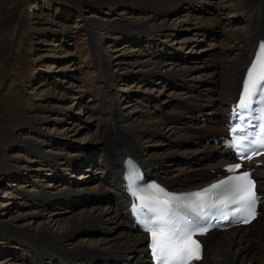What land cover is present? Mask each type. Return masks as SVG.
<instances>
[{"label":"rangeland","instance_id":"374dc122","mask_svg":"<svg viewBox=\"0 0 264 264\" xmlns=\"http://www.w3.org/2000/svg\"><path fill=\"white\" fill-rule=\"evenodd\" d=\"M141 1L152 3L159 0H0V225L6 223L15 228L1 233L0 247L10 248H0V264H27L25 257L30 254L28 246L19 242L22 239L13 230L20 225L36 224L37 227H42L45 222L53 225L43 215L45 212H42L47 206L44 203L37 205L38 202L31 204L28 201L30 195L36 190L35 187L50 194L56 189L70 186L67 180L62 179V175L58 179L51 178L52 175L55 172L54 176L62 174L67 164H64L65 158L69 160L74 151L92 148L87 140L100 141L104 138L108 134L112 115H124V123L127 120L149 122L148 113L155 118L165 112L166 106L169 110H176V106L172 108L170 103L155 108L156 98H159L157 91L162 90L159 73L165 68L161 67L157 73L149 74L145 65L159 57L168 68L167 64L178 58L182 59V63L188 64L190 61L187 59L190 57L194 59L190 66H199L203 61L206 64L201 71L211 74L214 65L221 64L213 62L216 57L231 59L238 54L235 50L221 49L226 41L233 45L236 41L234 38L226 40L227 36L221 33L220 28H227L233 23L234 27L245 29L248 23L241 24L238 18L235 19L228 13L225 17L221 14L217 18L218 25L214 22L206 23V18L212 16L213 11L200 0L195 11L190 12L205 21L199 28H195L201 33L200 40L195 41L193 33L189 32L186 37L194 40L181 49V35L176 36L180 33L175 30L178 28H173L165 32V36H174H170L168 41L169 49L157 52L156 48L160 46L153 43L160 37L158 32L153 33L155 41L149 42L146 35L138 37L125 28V25L135 26L150 14L151 5L142 6ZM212 1L215 5L221 2ZM106 22H115L120 29L106 30L103 28V23ZM88 31L93 36L88 37ZM139 46L141 53L137 55L133 50ZM172 55L180 57L168 58ZM101 57L108 64L103 66ZM107 66L111 74L108 78H103L102 74ZM203 82L207 84L204 88L208 89L207 78ZM180 85L181 83L177 85L176 82L167 83L164 88L166 94L161 93V100H167V93L172 91L178 98L190 94L191 91L185 93V89H178ZM190 88L194 89L191 86ZM30 98L34 99L32 104L28 103ZM206 112L208 107H205L204 113ZM204 113L201 117L202 123H211L209 120L213 116ZM81 118L87 120L77 122ZM185 122L186 125L182 120L167 123L162 129L163 132L161 131L164 134L161 137L149 139L145 136L141 140L139 153L145 152L146 158H158L160 164L157 168L161 170L170 171L178 166L191 168V163H186L185 160H192L190 151L199 148L200 140L184 136L188 133L185 128L187 125L197 127L198 124L196 120ZM168 129L171 135L165 133ZM70 134L72 137L67 138ZM65 138L69 141H64ZM52 140L59 141L61 146L53 150ZM185 140L194 143L182 142ZM30 143L41 149L39 154L31 149ZM171 143L174 144L171 146ZM48 154L54 160L48 158ZM176 157L179 159H175ZM77 165L71 167L73 173L68 176L75 182L76 177L82 174L81 171L76 173ZM7 166L11 167L10 172L5 170ZM99 167L101 166L92 168L95 173L93 177H98L97 180L88 182L93 187L106 186L102 180L105 178L103 174L96 173L103 171ZM85 182L86 180H81L76 185L84 186ZM53 184H61V187L57 185V188H53ZM31 185L35 187L31 188ZM72 188L75 189L74 186L69 189ZM106 197L105 193L102 196H92L93 199ZM76 199H72L73 207L82 203ZM93 199L83 200L88 201V207L94 202H102ZM33 210H39L40 215L35 218L27 216ZM60 211L55 216H67L70 209L62 207ZM23 216L25 217L22 218ZM99 228L104 233H114L106 224ZM84 234L86 232H82V238H85ZM93 234L96 236L93 238H101V233L96 230ZM252 249L256 251L255 246ZM256 263L257 260L253 258L251 264Z\"/></svg>","mask_w":264,"mask_h":264},{"label":"bare ground","instance_id":"6f19581e","mask_svg":"<svg viewBox=\"0 0 264 264\" xmlns=\"http://www.w3.org/2000/svg\"><path fill=\"white\" fill-rule=\"evenodd\" d=\"M198 1L159 0L152 3L141 1L140 4L142 6L151 5L150 14L135 26L125 25V28L138 37L146 35L149 38V42L155 41L153 33L158 32L160 34L159 39H163L160 42H158V39L153 45L159 44L160 48H156L157 52H164L169 49L168 41L170 36L174 37L173 34L165 36V32L178 28L175 30L180 34H176V36L181 35V49H183L194 40H192V37H186L187 33L192 32L196 39L195 41H199L201 33L195 29L196 27L199 28L205 21H208L206 23L214 22L215 25H218L217 18L221 14L225 17L228 13L235 19L238 18L241 24L242 22L248 23L245 29L236 28L233 23L229 24L227 28H220L221 33L227 36L225 37L226 40L227 38H234V41H236L235 45L229 43L230 41H226L221 49L226 51L235 50L238 51V54L231 59L216 57L213 62H221V66L218 63L219 66L214 65L215 68L211 74H205L203 70L201 71L206 64L203 61L199 66H190V63L194 62V59L190 57L187 59V61H190L188 62L189 65L182 63V59L179 60L178 58L171 64H167L169 65L168 68H166L167 66L163 59L159 57L149 63L145 62L148 63L144 67L149 74L157 73L156 71L161 67L165 68L159 73V82L162 83V90L157 91L159 98H156L157 104L155 108H158L157 106L159 105L163 106L166 103H170V107L174 108L176 106V110H169L166 106L165 112L158 114L155 118L151 116V113H148L149 122L145 120L137 122L127 120L124 123V115H112L111 123L107 129L108 134L104 138L100 139V141L87 140L92 145V148L85 151H74L73 154L71 153L72 156L69 160L67 157L65 158L64 164L67 163L68 165L66 164L64 171H60L62 174L54 176L56 172L52 173L53 177L51 178L58 179L62 175V179L67 180L70 186H65L62 189H56L52 193L46 194L42 191V188L31 185V188L35 187L36 190L30 195L31 197L28 201L31 204L38 202L37 205L44 203L47 209L42 210V212H45L43 215L47 216L46 218L53 225L46 222L42 227H37L36 224L20 225L16 230H13L22 239L19 242L28 246L30 254L25 257L27 264H123V262L125 264H148L147 239L130 217V196L125 191L122 174L118 166L125 155L135 158L150 177L156 176L155 178L162 184L178 190L198 189L208 184L216 179L214 175L222 173L221 167L224 164L230 163L228 162L231 159L230 149L222 144L223 138L226 137L225 124L231 102L241 91L244 73L253 56L256 44L258 40L264 39V0H221L216 5L213 4L214 1L212 0H200L213 11V15L208 16L205 21L198 16L195 17L190 14L191 10L195 11ZM184 12L186 13L184 14ZM103 24V28L106 30L118 31L120 29L116 27L115 22ZM87 36L93 35L88 31ZM115 50L119 51L118 48ZM133 51L138 55L141 53V47L139 46L138 49ZM176 56L179 55H172L168 58L174 59ZM100 61L103 66L108 64V61L102 57ZM194 64L197 63L195 62ZM105 70L102 77L108 78L111 74L108 71V66L105 67ZM206 78L209 81L208 89L204 88L207 85L203 82ZM169 82H176L177 85L181 83L177 88L185 89L183 90L184 92L186 91L185 93L191 91L190 94L178 98L177 94L172 91L167 93V100H161V93L166 94L164 88ZM190 86L194 88L193 90H196L195 93H193ZM197 93L205 96L202 97V95L200 96ZM29 102L32 104L34 99L30 98ZM205 107H208V112L206 113H204ZM186 109L187 111H185ZM203 113L213 116L209 120L211 123L206 121L202 123L201 117L204 116L202 115ZM85 120L87 119L81 118L77 122L82 123ZM175 120H182L185 125L187 124L185 121L196 120L198 126L187 125L185 129L188 133H185L184 136L197 138L200 140V146L196 150L190 151L193 155L192 160H185L186 163L187 161L191 163V168L178 166V168L176 167L170 171L161 170L157 168L158 164H160L158 158H146L145 152L139 153L142 147L141 140L145 136L149 139L155 136H163L162 129L167 126V123L171 124ZM75 126H77V123H75ZM169 130L165 133L171 135ZM70 137H72V134L67 136V138ZM64 141L68 142L69 140L65 138ZM182 142L190 143L191 140ZM193 143L191 142V144ZM173 144L171 143V146ZM29 146L38 154L40 153L41 149L37 145L30 143ZM52 146L54 150L59 148L61 144L59 141L55 142V140H52ZM84 155L86 156L83 158ZM47 157L54 160L50 154ZM175 159L179 158L176 157ZM79 163L80 165H77ZM262 163L263 167L257 169L254 175L260 180L258 188H260V192L264 197V159ZM58 165L61 166L62 164ZM74 165L78 166H76L77 174L80 171L82 172L78 178L76 177V182L86 180L83 184L84 186L81 184L76 185L73 178L68 177L72 175L73 168L71 169V167ZM93 166H101L99 168L103 171L96 173L103 174L102 176L105 178L102 180H104V184L107 187L101 185L93 187L90 185L91 183H88L98 178L93 177L95 175L92 170ZM10 169L11 167L9 166L5 168L8 172L11 171ZM57 185L53 184V188L61 187V184ZM73 186L75 187V189L72 188L74 190L69 189ZM104 193L107 194L105 199L92 198L93 195L102 196ZM74 197L77 198L76 201L82 202L79 204L80 206H72L73 204L71 203H73L74 200L72 199ZM89 198L101 200L102 202H94L88 207V201L83 199ZM70 206L73 208L71 209ZM62 207L70 209L69 214L64 217L55 216L61 213ZM261 208L259 219L253 221L248 227L228 232L218 233L213 231L207 234L203 239L205 247L204 258L199 264H251L253 258L259 260L258 264H264V202ZM32 212L27 216L35 218V216L40 215L39 210H33ZM43 215L42 217H44ZM19 219L16 218V220ZM103 224H106L114 233L109 234L101 231L99 227ZM11 229L15 228L9 224L2 223L0 225V237L5 230ZM95 230L101 233L99 235L101 238H93L96 237L93 234ZM82 232H86L84 234L85 238H82ZM86 239L87 241L85 242ZM254 246H257V251H253L252 248ZM0 248L1 250H8L10 247L1 246Z\"/></svg>","mask_w":264,"mask_h":264},{"label":"snow or ice","instance_id":"6c2138e0","mask_svg":"<svg viewBox=\"0 0 264 264\" xmlns=\"http://www.w3.org/2000/svg\"><path fill=\"white\" fill-rule=\"evenodd\" d=\"M254 96L258 99H264V46H261L255 62L247 72L240 107L247 108ZM258 143L264 146V140H260ZM237 147H239V141H237ZM254 189L255 185L250 175L242 174L234 178L233 203L239 205L236 207L235 212H247L249 216L255 215L257 200ZM241 219L245 223L248 222V219L243 215ZM147 230L152 237V250L157 264H172L173 261H183L185 258L190 260L193 258L190 246H195L196 249L199 248L192 232L181 233L178 229L166 226H159L155 230L148 228ZM194 258L199 259L198 253L194 254Z\"/></svg>","mask_w":264,"mask_h":264}]
</instances>
